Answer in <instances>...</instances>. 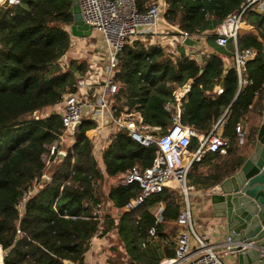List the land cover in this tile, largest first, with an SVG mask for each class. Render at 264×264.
<instances>
[{
  "label": "trees",
  "instance_id": "1",
  "mask_svg": "<svg viewBox=\"0 0 264 264\" xmlns=\"http://www.w3.org/2000/svg\"><path fill=\"white\" fill-rule=\"evenodd\" d=\"M73 1L22 0L19 6L0 11V246L7 253L5 264H77L94 238L113 231L134 264H163L173 259V244L164 243L163 256L151 244L147 248L142 244L148 242L151 228L160 241L170 238L184 196L164 189L129 210L128 204L139 194L135 182L106 190L108 181L135 167H151L157 145L144 146L118 132L103 150L101 165L94 144L85 136L95 123L86 120L65 147L66 156L57 155L49 167L45 165L50 146L63 133L61 115L45 112L60 105L66 93H76L77 79L90 70L88 62L65 57L73 46ZM158 1L135 0L141 13ZM245 3L166 0L164 20L181 32L205 36L215 47L217 33L209 32L241 12ZM243 23L253 30L238 36V47L258 52L247 64L243 77L251 83L245 85H240L235 67L225 68L216 50L201 64L181 43L174 51L138 38L128 41L118 55L114 77L119 86L118 113L136 112L149 128H158L153 133L164 134L173 125L167 106L177 101L175 91L192 82L182 102L181 124L205 135L216 126L222 129L226 153L206 152L193 164L188 174L190 192L216 187L240 169L247 153L236 127L264 114V15L250 8ZM256 133L251 126L247 135L251 144ZM199 145L193 137L190 151ZM103 198L115 214H94ZM160 204L164 207L159 221L153 209Z\"/></svg>",
  "mask_w": 264,
  "mask_h": 264
},
{
  "label": "built area",
  "instance_id": "2",
  "mask_svg": "<svg viewBox=\"0 0 264 264\" xmlns=\"http://www.w3.org/2000/svg\"><path fill=\"white\" fill-rule=\"evenodd\" d=\"M21 2L22 0H0V11L7 7L19 6ZM79 2L84 21L93 28L91 37L97 34L102 38V50L99 46H94L98 53L94 57L100 59L99 63L105 62V65L100 73L95 68L98 63H94V69L90 66L85 76L77 79L78 91L66 93L63 96V102L60 104L62 108L58 111L61 115L63 133L59 140L50 146L49 153L44 157L45 165L49 167L52 164V158L57 155L66 156L65 147L73 143V137L68 135V128L73 123L83 124L86 120H92L95 123L86 131V138L94 145L100 142L104 149L121 131L144 146L157 145L158 154L151 167L146 169L135 167L118 181L123 185L135 182L139 188L137 199L128 204V209L138 207L147 197L158 194L164 189L182 190L186 203L177 219L179 229L176 235V252L169 264H225L216 252L215 245L210 242L208 234L201 233L195 228L188 201L190 194L188 174L193 164L200 162L206 152L226 153L222 129H217L216 126L200 139L198 149L191 152L189 147L192 138L197 134L194 129L181 124L183 100L176 98L177 101L174 104L167 106L173 125L164 134L153 133L152 131H158V128H149L138 113H118L115 107V97L119 90L118 84L114 81L118 70V55L128 41L158 34L162 23L170 27L164 20L166 0L153 3L145 13L138 10L135 0H79ZM250 8L264 10V0H246L241 12L234 13L225 19L216 31V44L219 47L232 44L235 48L233 67L237 71L240 85L251 83L243 76L247 64L258 55L254 48L240 49L238 47V36L245 26L243 16ZM180 33L181 44L185 38H198L187 32L180 31ZM88 38L73 37V47L77 45V42ZM100 54L103 56L100 57ZM222 92L223 89L219 87L217 93ZM51 113L57 112L51 111ZM236 132L239 143L243 146L248 133L242 124L237 125ZM44 178L47 179L46 176ZM27 198L26 195L23 200L26 201ZM135 201L137 204L132 205ZM94 214L100 213L95 211ZM148 234L152 237L156 236L155 228H151ZM93 241L94 239L92 244ZM228 243L230 244L229 239ZM6 257V251L0 246V264H5Z\"/></svg>",
  "mask_w": 264,
  "mask_h": 264
},
{
  "label": "water",
  "instance_id": "3",
  "mask_svg": "<svg viewBox=\"0 0 264 264\" xmlns=\"http://www.w3.org/2000/svg\"><path fill=\"white\" fill-rule=\"evenodd\" d=\"M264 15V10H257ZM74 38H88L93 28L82 16L79 0L70 9ZM186 48L204 51L195 38H185ZM54 114V113H52ZM35 118L40 112H35ZM82 123H73L68 135L74 137ZM216 218L222 220L230 244L233 243L238 264H264V114L260 119L255 141L240 169L209 192ZM70 264V262H67Z\"/></svg>",
  "mask_w": 264,
  "mask_h": 264
},
{
  "label": "crops",
  "instance_id": "4",
  "mask_svg": "<svg viewBox=\"0 0 264 264\" xmlns=\"http://www.w3.org/2000/svg\"><path fill=\"white\" fill-rule=\"evenodd\" d=\"M217 28H218V26H217ZM217 28L215 29V32L217 31ZM252 30H253L252 28H250L248 26H244L241 34L251 32ZM162 34H164V36ZM180 34L181 33H180V30L178 28L167 27L164 23H162L158 34L145 36V37H138V38L145 41L146 43H149L152 45L158 44L164 48H165V44L168 43V47L171 48V50L177 51V46L179 45V43L181 41V35ZM202 38H203V36H199L197 38V40L200 42V44H201ZM73 44H74V42H73ZM0 46H1V43H0ZM202 46H204V45H202ZM224 48L225 47H219L217 44L215 47H210L207 43V46H205L204 51H197L194 49L190 50L189 48H187V49H189L187 52L191 53L193 57H195L198 61H200L201 64H203L204 61L207 59L209 53L215 52V50L220 51L219 54H221L223 57L225 68L230 69L233 66V54H234L235 48L232 45L231 52H227L226 50H224ZM78 51L79 50H76V46L74 45V47L72 46V48L68 51V54L66 56L68 58L76 59V57H74V56H75V53H78ZM86 60H88V59H86ZM93 63L94 62H91L88 60V64L90 66H92ZM104 65H105V62H104ZM191 85H192V82H189L184 87L177 89L174 93L176 98H179L181 101L183 99H185L187 93L189 92V90L191 88ZM61 108H62V105H58V106L52 108L51 111H55L58 113V111L61 110ZM261 117H262V115H253L248 122H243L241 124L244 126V128L248 132L249 128L251 126H255L256 128H258ZM196 134H197L196 137L199 139V141L201 138H203L205 136V134L201 133L200 131H196ZM99 143L94 145V153L97 152V153L101 154V156H102L104 148ZM251 147H252V144L249 141H247L246 145L244 147L245 152L248 153V151L251 149ZM122 178L123 177H120L117 180L119 181ZM216 187H218V186H216ZM214 188L215 187H213L207 191L193 190L190 192L188 201H189L191 211H192L193 222H194V225H195V228L197 229V231H199L201 233L208 234L210 242L215 245L216 252L220 255L222 261L225 264H238L237 259H236V253H234V250H233L234 244L228 243V236H227V233L223 227L222 220L216 218V212H215V210L212 207L211 202H210L209 192ZM171 191H174V190H171ZM184 202H185V197H184ZM163 207H164L163 204H160L159 206H157L156 208L153 209V212L159 221L161 218V213H162ZM155 209L159 210L158 214H156ZM173 226L176 228V230L170 236V238L168 240H166L165 242L160 241V239L157 237V235L152 237L148 234L149 235L148 242H144L142 244V246L144 248H147L148 244H151L152 247H156L157 253L160 256H163V254H164V243L168 242V243L173 244V241H170V240H172L171 238L173 237V238H175V248H174V246H172V247L174 248V250L176 252V235H177L178 229H179V227L177 225V221H175L171 227H173ZM91 248H93V247L91 246ZM91 248L84 253L83 258L77 264H94V257H93V252L91 251L92 250ZM174 257H175V255H174ZM174 257H173V259H174ZM172 260L171 259L170 260H164L163 264H169Z\"/></svg>",
  "mask_w": 264,
  "mask_h": 264
},
{
  "label": "rangeland",
  "instance_id": "5",
  "mask_svg": "<svg viewBox=\"0 0 264 264\" xmlns=\"http://www.w3.org/2000/svg\"><path fill=\"white\" fill-rule=\"evenodd\" d=\"M213 32H215V30L209 33H213ZM164 34L162 35L164 36ZM101 43H102V38L101 36L97 34L91 38H88L87 40L77 42L76 50H79L80 52L79 51L78 53L74 52L75 53L74 57H76V59H78V61L80 62H84V61L88 62L89 60L91 62L98 63L96 64V67L94 66V63H93V65L91 66V69H94L95 67L101 73L102 67L104 66V62L102 61L99 63L100 59L94 57V55L98 54L97 49L95 50L94 46H99L101 48L102 47ZM201 44L204 45V47L207 46L205 36L201 39ZM165 48L167 50H171V48L168 47V43L165 44ZM224 50H226L227 52H231L232 45L230 44L229 46L225 47ZM102 52L103 51H101V53ZM101 55L103 56V54H100V57ZM51 110L52 109L47 110L45 114H49ZM246 142L243 145L244 147L246 145ZM95 156L98 162L102 165L101 154L95 152ZM117 184H119L118 180L108 181L106 184V190ZM176 192H179L183 195L182 190H176ZM136 204H137V201L132 203V205H136ZM155 212L156 214H158L159 210L155 209ZM99 213L102 217H104L106 213L115 214L116 211L113 208L112 204L106 198H103V204L99 208ZM171 239L172 240L170 241H173V246L175 248V238L172 237ZM92 247L93 248H91L92 249L91 251L93 252L94 264H133L129 260L127 255L125 254L123 246L121 242L119 241V238L115 231H113L112 233H110L104 238H98V237L95 238L93 241Z\"/></svg>",
  "mask_w": 264,
  "mask_h": 264
}]
</instances>
